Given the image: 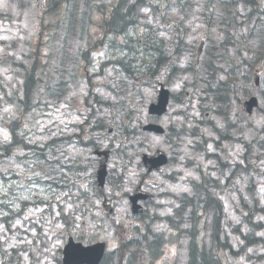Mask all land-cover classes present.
<instances>
[{"label": "rangeland", "instance_id": "obj_1", "mask_svg": "<svg viewBox=\"0 0 264 264\" xmlns=\"http://www.w3.org/2000/svg\"><path fill=\"white\" fill-rule=\"evenodd\" d=\"M119 1L115 19L125 15L130 25L117 38L108 19ZM243 1L0 0V264H60L70 234L84 244L106 241L113 260L125 263L123 246L138 230L159 238L173 264H187L196 209L187 207L182 227L180 210L205 188L223 205L221 243L230 246L214 255L221 264H264V227L251 233V223L264 226V79L259 89L252 80L264 71V31L258 20L244 28L236 14ZM255 6L264 11V0ZM228 71L235 74L227 92H211ZM160 83L171 95L156 120L169 129L161 137L140 131ZM250 96L259 106L247 118L241 103ZM9 131L47 161L9 145ZM93 145L111 152L103 189ZM156 150L168 163L147 175L140 156ZM143 181L154 199L133 219L126 195ZM199 225L207 258L210 214Z\"/></svg>", "mask_w": 264, "mask_h": 264}, {"label": "flooded vegetation", "instance_id": "obj_2", "mask_svg": "<svg viewBox=\"0 0 264 264\" xmlns=\"http://www.w3.org/2000/svg\"><path fill=\"white\" fill-rule=\"evenodd\" d=\"M259 76L261 78V82L264 79V71H260ZM154 119L153 117H151ZM140 186V190H138V195L140 194L141 191H146L145 189L148 187V184L143 182L138 183L130 193L126 195V197H129V195L133 194L134 191ZM155 186V183L151 184V187L153 188ZM152 194V193H151ZM200 194H205L206 196L204 197H198L197 199V205L198 208L196 210V214L194 215V219L197 221V226L195 228V231L193 230L189 231L188 233V238H189V245L192 241V239L195 240V247H194V254H195V264H202V255H201V240L202 236L200 235V222L203 219V217L208 213L210 216H212V213L209 209H204L202 205H208L212 204L214 202L213 196L209 193L208 189H203L200 191ZM210 195V197H209ZM154 195L152 194L151 198H143L138 201V205L141 207V214L140 215H133L130 213L131 218H138L141 215L144 214V212L147 210L146 207L150 205V203L153 201ZM193 200V199H192ZM187 209V200H185L183 207L181 208V215H180V227L184 225L185 222V212ZM184 213V214H183ZM188 220V219H187ZM186 232V231H185ZM194 233V235H193ZM210 234V233H209ZM131 240L127 242L123 246L124 250L127 251V256L125 263L117 258L116 260H113L112 255L113 253L112 250L109 249L108 243H106V252L102 257V260L99 264H173V261L171 257L168 256H162L160 254V239L154 237L151 233H143L141 231H137L131 236ZM70 239L74 240L75 242H80L79 240H76L73 235L70 234ZM103 240H96L91 243H87L84 245H92L94 243L100 242ZM118 247L114 248L113 250H116ZM158 250L157 253H154V251ZM190 262V256H189V247H188V254H187V263Z\"/></svg>", "mask_w": 264, "mask_h": 264}, {"label": "water", "instance_id": "obj_3", "mask_svg": "<svg viewBox=\"0 0 264 264\" xmlns=\"http://www.w3.org/2000/svg\"><path fill=\"white\" fill-rule=\"evenodd\" d=\"M204 45V41L199 43L198 49L196 51L197 59L200 57L202 53V48ZM254 83L258 85V76H254ZM169 99V93L167 90L160 89L159 95L157 98V104H151L149 106V114H156L161 116L165 110ZM258 106V101L256 97H250L248 100L243 102V107L248 115L252 114L254 108ZM143 131L147 132H155L158 134H162L164 131L160 127L156 126H146L142 128ZM97 156H103V159L100 160L99 168L97 171V182L99 187H103L105 183L106 177V162L109 157L108 152L103 153H95ZM167 162L166 157L162 153H157L153 157H148L146 155L141 156V163L146 168L147 172H151L152 170H158L159 167L165 165ZM149 195L141 196L134 194L130 197L131 201V210L133 213H139V206L136 205V202L139 198H146ZM107 215L112 213V209L106 206ZM104 252V244L98 243L90 247H82L79 243H74L70 237L68 238L67 244L64 246L62 251V264H98L101 260L102 254Z\"/></svg>", "mask_w": 264, "mask_h": 264}, {"label": "trees", "instance_id": "obj_4", "mask_svg": "<svg viewBox=\"0 0 264 264\" xmlns=\"http://www.w3.org/2000/svg\"><path fill=\"white\" fill-rule=\"evenodd\" d=\"M251 1V0H248ZM122 1H119L118 4L115 6V9L118 10L120 7V3ZM120 13H125L124 10L120 11ZM264 14V13H263ZM260 16V14H258ZM261 28L264 31V25H261ZM264 37V34L262 35ZM227 45L231 44V42L226 43ZM236 56H239V53L235 54ZM220 59L218 61H222L221 59L223 57H225V54H220ZM212 71V68H211ZM234 72L233 71H228L225 75V81L220 83V87L217 86V84H215V81L212 82V84H215V87H212L211 92L213 93H217L219 92V94H222L224 92H227V88L230 84L231 81L234 80ZM33 72L29 73V75H27L26 77V84L27 87L24 91V93L22 94V98L24 99L23 104L25 105L28 101L29 95H30V82H33ZM207 92L210 91V89H206ZM220 98L222 100H225L224 97H222V95H220ZM12 137H14L13 132H12ZM16 146H20L21 148H23L24 150H28L29 148L26 146V143L22 140V139H18L15 143ZM6 148V146H5ZM126 148V147H125ZM124 148V149H125ZM123 149V150H124ZM189 207L192 209V211H195L196 209V205L195 204H189ZM207 208H212L213 209V221H212V227H211V239H212V244L214 247L219 248V250H224V251H230V246L228 244V242L225 240L223 243H221L220 241V233H221V229H220V215H221V210H222V206L220 201L216 200V202L212 205V204H208L204 206V209ZM251 233H253L255 230H259L260 225L259 224H255V223H251ZM248 241L253 240L252 237H247ZM194 247H195V240L192 239L190 245H189V256H190V262L189 264H195V254H194ZM202 264H221V259L218 255H214L211 254L210 256H208L207 258H205L203 256V262Z\"/></svg>", "mask_w": 264, "mask_h": 264}, {"label": "snow or ice", "instance_id": "obj_5", "mask_svg": "<svg viewBox=\"0 0 264 264\" xmlns=\"http://www.w3.org/2000/svg\"><path fill=\"white\" fill-rule=\"evenodd\" d=\"M37 175H39V174H37Z\"/></svg>", "mask_w": 264, "mask_h": 264}]
</instances>
